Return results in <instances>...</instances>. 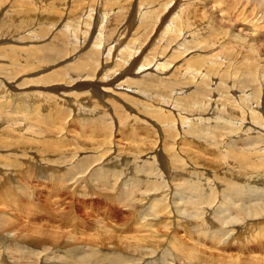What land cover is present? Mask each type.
<instances>
[{
    "label": "bare ground",
    "instance_id": "1",
    "mask_svg": "<svg viewBox=\"0 0 264 264\" xmlns=\"http://www.w3.org/2000/svg\"><path fill=\"white\" fill-rule=\"evenodd\" d=\"M143 1L144 0L141 1L133 0L131 4L129 3L128 5L127 2V4L125 3L124 5L123 0H22L20 6H18L21 8L23 7L21 12L22 21L19 25L23 29L27 27H28L27 29L29 30L31 29V32H24L25 36L28 39V41L26 42H34V41L37 42L48 36L49 32L46 29V27L42 28V26L40 25H42L41 23L43 21L50 23V25L52 26L50 27V33H51V35L49 36V38L51 37L50 43L46 42V44H43V47H46L49 51H53L51 53L52 56L50 55L49 59L51 60V57H54L53 62L59 60H63L62 62L64 61L68 62L74 60L75 58L78 59L84 57L85 58V61L83 60L84 62L83 61H80L78 63L76 62L78 64V68H81L82 71L89 72V70L91 69L88 68L89 66L87 64H90L94 76L93 78L96 79L92 81L88 80L86 82H81L83 81L82 79H84L82 77L85 76L84 74H81L78 76L75 75L74 79L70 81L71 83H68L69 85H64L63 82H62L63 84L54 83L53 85L52 82L57 81V83H60L59 81L63 80L62 78H60L61 76L59 75V73L53 72L51 76L45 78V81L49 83L47 85V87H49V90L48 89L43 90L42 93H47L44 91H48L46 96L40 95L39 92L37 91V92L27 93L29 96L16 97V96H12L13 94L10 93L11 91L9 92L6 86L4 85L5 83L7 84V82H9V85L12 84V83L10 84L9 80H3V77H6L8 74L7 75H3L2 73L0 74V127H1L0 128V189H4V192L2 194H5L12 199L11 196L12 192L10 193V189L12 188L13 190H15V187L13 186V181H18L17 179L18 178L20 179V177H23V175H25L24 176L25 178L31 176V173L34 169L33 165L38 160L40 162L45 161V163L43 162L44 164L41 165L39 164L40 163L39 162L38 164L37 163L35 164L36 166L35 165L34 166L36 168L38 167L37 169H40V171L46 172L45 174L43 173L44 175L42 174V172L41 175H39L40 173H38L39 176L45 177L46 179L49 180V182H50V176H52L56 182H60V183H63L66 180H68L69 185L72 187L71 189L72 192L76 190L77 186L80 185L83 186L87 184L88 180L93 178L94 176H96V179L102 181L105 175H107V177H111L113 176L112 175L113 173H117L119 171L128 170V169L144 172L148 167H152L154 165H159L167 168L175 167L177 165L178 158L183 154L184 148L174 150L172 147H170L169 153L158 154L157 151L160 152L162 151L161 146L157 144L158 142L155 145L156 151L151 152L155 154L151 156H149L148 154H143L145 150L151 148L140 143L138 140L133 141L132 144L123 148H119L115 145H111L108 147V145L105 142L100 141L98 139H96L94 143L95 146L90 145L89 144L90 141L89 143L87 141H86L87 143L85 142V144H88V146L85 144L83 145L81 141L77 142V144L75 145H73L74 143H69V146L73 148L72 154L70 153V149H66L68 145L64 141H61L60 144L55 147L52 146L53 144V141L51 140L52 138L61 137L62 139H64L65 135L67 134V132L64 131V129L54 130L50 126L48 121L50 119L49 118L50 116H53L56 119H61L60 105L55 106L53 102L56 101H53L52 99L60 101L61 106L64 108V110L65 108H67L65 104L68 105V102L72 100V97L69 99L67 96H65L66 94L61 90H63L67 86H72L77 88V90L76 89L73 90L74 93L77 92L78 89L80 88L81 90H83L84 87L89 88L91 86L93 87L92 89H88L87 91L84 92L82 91L79 93L77 92L76 95L82 93H83L82 95L90 94V96L88 95L89 101L99 102V98L103 97L102 90L106 89L104 84L109 83L112 85L114 82L118 81L115 79H119L124 75L126 76V78L123 77L125 78V81L121 82L118 85V87H120V89L126 88L122 90L125 91L122 94L125 95L127 99L124 100L123 96H122L123 98L117 96V93L116 95L115 93L110 94L109 89H106L107 92L110 94L108 95V97L110 98L109 100L111 101L115 100L116 102L117 101L119 102L118 99H121L122 101H120L119 103L123 102L125 104L124 108H128V110L130 109L134 110L136 115L135 113L125 115L122 112L117 111L118 112L116 113V118L118 122L117 124L123 122L125 124L131 125L136 130L139 128H141L140 131H142V129L143 130L146 129L147 132L158 130L159 127L169 128L173 130H180V133L177 136V138H179L178 140L185 137L184 129L188 128L192 132L198 133V135L200 136H207L209 138L207 142H197V141L192 142L193 146L198 145L204 148H208L205 147L208 145V143L209 145H212L211 139H215L216 141H218L219 147H213L215 150H212V152L215 153L216 155L226 156V165H227V167L218 170V173H220L222 176L229 179L230 181H232V177L234 179H239V177L237 176H241L244 182L246 183V186L244 185L242 187V190L246 192L247 197H252L251 196L252 193H255V195L253 196H257V195L264 196V188L260 190L258 189V187H256L257 186L256 183L264 182V174H263L264 172L262 173L263 175L262 174L260 175L262 176L261 178L260 176L257 175L255 167H253V163L256 164L255 161H257V163H259V166L261 168H264V64H262L263 70H261V72H263V74L259 76L258 84L252 87L247 85L248 84L247 77L242 76L239 79L237 75L238 70L232 67L231 65L232 62L229 63L230 61V59L228 58L229 55L224 54L223 55L224 57L218 58L220 63H211L214 62L213 61L214 56L218 57L219 54L220 55L223 54L224 48H227L229 52L230 50L227 44L222 45L223 44L222 41L214 40L213 43H211L210 39L206 38L207 36L204 38L203 36L205 33H208L207 30L210 31L214 30V32H216L217 30L216 27H218L219 25H221V27H225L226 25L231 24L230 23L231 20L228 19L231 18L230 16L231 11L230 14H227L228 13L227 8L224 7V9H220L219 11L224 12L225 9H227V12L226 11L225 12L228 18L226 16H221V17L216 16L214 13L216 11L214 7L215 4H212L210 0H196V1L165 0L164 2L160 3L159 8L157 7L152 10H149L150 6H153L156 3V1L159 0H145L146 2L142 3ZM236 1H234L235 5L234 3H232L230 7L232 8V6H234L237 10L239 8H237L238 3ZM241 1L248 3V5L250 4L249 3L250 0H241ZM255 1L257 2L259 1L262 4L264 3V0H255ZM174 2L175 4H173ZM221 2H222L221 4L225 5L226 7L227 4L229 3L228 0H221ZM238 2H240V0ZM116 5H120L119 11L115 10ZM200 6H204L203 9L200 8ZM13 7L14 6H11V8ZM41 8H43L45 12H43L42 11L43 9L41 10ZM57 10L58 11L61 10V12L59 11L60 15L57 13ZM40 12L42 15H40ZM194 13H196L194 15L195 18L202 17V15H205L208 21V24H206L208 25L206 29L203 28V30H201L200 33L197 31L195 34L191 33L190 30L191 27L189 26L190 25L189 23L194 20L193 18ZM136 14H137V18L139 17L138 25L137 28H135L136 30L133 29L132 31L134 32L130 34L131 32L129 26H131V24L135 22ZM240 14H236V15L240 17ZM113 15H115L116 17L114 18L111 17L110 19V16ZM6 16L7 15H5V17ZM10 17L11 16L6 18L8 22L10 20ZM70 18H73V21H70ZM33 20H36V22L39 24L38 25L36 23L33 24ZM117 20L118 21L120 20V24L118 27L116 26L114 27L113 25ZM83 25L86 26L87 29H84V27H80ZM59 26L60 29L58 30ZM155 26H157L156 29ZM157 28H160L159 32L152 35V33H154V31L157 30ZM144 29L146 30L144 31ZM55 30H57L58 32H56ZM226 30L228 29L226 28ZM140 32L141 34H139ZM61 33L62 36H60ZM219 33L220 32H218L217 34L219 35ZM138 34L140 35L139 37L137 36ZM156 34L157 36L155 37ZM247 34L241 37V34H237L234 31V33H230L229 35H227V38L231 40L235 39L239 43L240 40L242 39L244 40V43L250 44L251 42H253V37L252 36L250 37ZM127 35L128 36L132 35V37L129 36L130 38L126 40V37H128ZM150 35H152V38L155 37L151 43L149 42L151 41L152 38L150 40L148 39L150 38L149 37ZM70 37H74V41H73L74 46L69 45L70 42L72 41ZM141 38H143V40H141ZM155 40H158L157 42L162 44L158 43L155 44V46H153ZM146 41H148V43ZM165 41H166V46H165ZM145 42L147 44H145ZM216 44L217 46L221 47L219 51L216 50L218 48ZM36 45L38 46V43H36ZM39 46L42 45L39 44ZM162 46H164L165 48L160 55V50ZM241 48L239 52L241 51ZM31 49L33 48H30V50ZM84 49H87L86 52L83 51ZM80 52L82 53L80 55H77ZM2 54L4 53L0 52V55L3 58L4 55L2 56ZM189 54L192 55H190L186 59V61L181 62L179 66L176 67L174 66V62L176 61L173 60L175 58H178L179 56L187 57V55ZM24 56L28 57L29 55L24 54ZM223 58L225 60H223ZM13 59H15V57ZM161 60L164 61L161 62ZM19 61L21 60L19 59L17 62ZM27 61L28 60H26V62ZM223 61L226 62L227 67L221 71L220 68L223 65H226L225 63H223ZM186 62L194 65L188 67V65H186ZM31 65L32 64H28V66ZM218 65H219L218 70H214V68L218 67ZM11 66L13 65L11 64L9 68ZM242 66L245 65L243 64ZM206 67H207V71L205 72V74L201 75L197 73L198 71L203 73L201 69ZM73 68L74 66L71 69ZM9 70L7 72H9ZM213 70L215 73H217L216 75L215 74L213 75ZM172 71L173 73L170 74ZM249 71L254 72L251 68H249ZM131 72H135V74H139V75L131 77L129 76ZM164 74H170V75L166 77L167 75L164 76ZM95 75H97V77ZM139 76L141 78H139ZM67 77H71V76H67ZM197 78H199V81H197ZM242 78H246L247 80L246 79L243 80ZM76 80L78 81L75 82ZM224 81H230V82L233 81L234 85L232 86L228 85L227 87H222ZM239 82L243 85L244 88H240L238 84L236 85V83ZM162 84L165 86V88L166 86L170 87L171 92L168 93L166 92L167 90H169V88L168 89L166 88V91L158 92V89L160 87H163L160 86ZM143 85L144 86L147 85V86L143 87ZM213 85H216L215 88H213ZM178 87L179 88L182 87V89L177 90L176 88ZM225 89H226L225 92L227 94H225L224 92ZM50 90H55L57 92H49ZM153 90L154 91L157 90V91L152 92ZM247 93H249L250 96H246ZM69 95H73V94H69ZM133 95H137V96L135 97ZM53 96H55V98H51ZM214 101H216V105L211 103ZM158 103L161 105L162 111L157 107H155V105ZM8 105L13 106V108L15 109V111H13L12 113L13 115H10L11 113L10 114L7 113ZM245 106H250V110L244 111V108H246ZM165 110L170 111L171 117L166 118L165 112H163ZM79 111L81 110L80 109L77 110V113ZM139 111H143L144 113H147L146 115H144V117L149 114H152V117L155 119V120L153 118L150 119L151 121L152 119L154 120V123L152 121L153 129L150 126L151 125L150 122H149L150 124L144 122L146 121L145 119L147 117L145 119L143 118V116L142 119L139 118L141 117L140 114L141 112ZM17 112H21L22 114L25 115V117L23 116L21 117L17 115L18 114ZM45 112L47 113L45 114ZM201 112L208 114V116L205 117L201 115ZM65 119H61V120H65ZM136 119L139 121H137ZM245 119H251L249 120L250 123H252L251 121L257 123L256 125L259 126V128L252 129L249 126L248 121H246ZM7 120L8 123L6 122ZM111 120L112 118H110V121ZM244 121H246L247 123L244 124L248 126L246 127L244 126L243 124ZM101 124L103 129H107L108 126L106 122H101ZM155 124L158 127H155ZM101 132L102 131H100L99 134H101ZM248 133H250L249 136L245 137ZM161 137L163 138V135H161ZM254 142L256 143L252 144ZM226 143H228V146H225ZM108 148H110L112 151L110 152L109 155H106V152H108L107 150ZM258 148L261 149L259 151L258 150L255 151ZM83 149H85V151H80ZM119 151L120 152L127 151L124 152L127 156L122 158L117 156ZM242 155L245 157L243 163L241 160ZM55 157L59 158V161L57 163L55 162L58 159L57 160L55 159V162H52L53 158ZM26 160L27 161L30 160V161L28 162V164L24 165ZM214 168L217 167L213 166V169ZM35 172L33 171L32 174H34ZM137 178L143 180L142 177H137ZM117 180L119 181L114 182L113 186H111L112 195L110 194L111 195L109 197L110 201L115 204L118 203L124 207L127 205L129 207L132 206L135 207V209L129 210L131 214L129 216L130 219L139 225L144 224L143 226L136 228L130 227L129 229L123 231L125 233L127 232L126 234L129 233L132 236L127 240H123L121 242L122 244H119L121 246L119 245L111 246L112 244L110 245V247L113 248V251H115V247H116L120 249L119 251H125L124 254L129 255V253L131 252L140 253V255L137 256L139 258H131V257H123L122 255H118L116 250L114 252L115 256L113 257L118 258L119 260L120 259H124L125 261L139 260V264H148V263L151 264L149 262V259H154L160 253L165 254V251L169 250L168 247L171 245L172 247L174 246L173 252L170 254L168 253L169 254L168 256H171V259H173L174 261L176 260L179 261V264H222V261L226 259L224 258V256L223 259L221 256H218L217 254L214 255L212 253L210 254L205 251H202L197 245H193V247H187V248H184L183 245L178 246V242H177L178 240L176 236L179 233L177 235L176 233H173L172 237H170L169 229L172 228L175 231H177V229L179 228L181 229L184 228L186 230L194 232L197 235V237L201 238V240L196 242L200 243V245H205V240L211 238L209 240H211L212 243L213 241L212 239L219 237L220 235L231 229H239L240 225L246 224L247 226L252 227L254 225L256 226L258 223L261 224V222L264 221V208L262 207V204L250 203L245 205V207H238V205H240L241 202L240 204L239 202L237 203L236 205L237 208L235 206L234 207L229 206L227 208L229 209V211L237 209L236 211L237 215L235 216L234 214H232L234 215V217H236V219L229 220L231 213L229 212V214L227 213L225 214L221 212V210H226L227 207L226 205L220 204L222 205L220 206L218 203L217 204L218 209L215 208L216 206L214 207V204L212 206L210 205L212 204L215 197L216 198L221 197L218 196V193L216 194L213 190H210L209 193H207L208 191L201 192L199 196H195L196 194L195 195L190 194L192 197H196L195 199H191V202L201 205L199 209L201 210L202 213V220H201V225L198 228L197 221L189 224L179 222L180 221L179 219L181 217H188L189 215H191V213L194 212V209L191 211H189L188 208L192 209L193 207L181 209L179 207L180 205L177 204V201L173 200L172 193L167 192L169 188L166 190L162 189L164 186H170L169 182H167L166 185L160 187V189L156 187L157 183H152L151 189H141V193L143 195L136 196L134 193H132V191H128L124 193L126 189H129L131 187L133 182L130 181H133L134 178H128L127 174H125L123 175V177L118 178ZM20 184H21L20 186L21 188L24 187V189L26 188V190H30L27 189L28 185L26 184V182L24 183L20 182ZM128 185L129 187H127ZM205 185H206V181L202 180L203 190H205ZM51 188L52 190L55 191L53 187ZM222 188L225 189V186L222 185ZM24 191L23 194H25ZM30 191H29L30 194L26 193V197H28L29 202H31V205H33V202L31 201L32 198H30V196L33 195V192ZM189 191H191V188L187 191V195ZM123 195L125 197L122 200L121 198L123 197ZM147 195H153V196L158 195V197H156V200L153 203L147 204L148 203L146 201ZM251 200H252L251 198H248V201ZM180 204H184V200L183 202H180ZM248 205L251 207L249 208ZM220 208L222 209L220 210ZM218 210H220L221 213H217L219 212ZM233 212L235 213V211ZM141 213L144 214L142 218H141ZM215 213L221 217L219 219L217 218L215 219V221H217L222 226L221 229L213 227V224L210 221H208L209 219L212 218V214L214 215ZM216 214L215 216H217ZM13 220L16 221L15 218H11L9 214L5 213L0 215V223H3L4 225H14V224L16 225V223H14ZM101 221L102 220H98L99 223ZM161 221H165V225H159ZM149 222H156V223L152 224L153 226H149L146 224ZM157 225L158 227H156ZM211 226L212 229L210 228ZM247 226L245 227L247 228ZM5 227L7 228L8 226ZM5 227L0 224V237L1 236L9 237L7 234L8 232L5 231L6 230ZM99 227H102L104 232L111 231V233H113L114 230L113 227L115 226L113 227L110 226V228L107 229L106 226L104 228V224H101ZM242 227L243 226H241V229H243ZM37 228L38 227L36 225V227L34 228L36 230L33 231L40 232L39 229L37 231ZM95 230L93 231H95L96 233L98 229ZM15 235L16 233L12 232V237ZM228 235L229 234H227L224 237V239L228 237L229 239L232 240L238 234L235 237H234V233H230V236ZM100 236L103 235L100 234ZM173 236H175L176 238ZM185 239L187 238H184V240ZM0 240L5 241L2 238H0ZM85 240L89 241V239L88 240L85 239ZM114 240L116 239L114 238ZM188 240L181 242L188 243ZM189 241H191V239ZM192 242H194L193 239ZM70 243L71 242H69V244ZM19 244L20 243H18V245ZM228 244L223 245L222 248L228 247ZM18 245L14 244L13 246H7V248L3 252H8L12 255L13 254L16 255L17 252L20 253L23 247L22 244L20 246ZM102 245L103 243L100 244V246ZM90 246L89 248H83L82 252H86V254L88 255L89 252L90 254H92L93 248H91ZM142 247L143 249L140 250L139 248ZM161 248H163L164 250H161ZM27 249L29 251L28 247ZM78 249L79 248H75V249H71L70 251L75 252L78 251ZM144 249L145 251H143ZM94 250L97 251L96 249ZM3 252H0V256L4 254ZM21 253L23 254L22 251ZM101 253L104 254L105 251ZM176 254H179L181 258L180 256L178 258L175 257ZM220 254L222 255V253ZM95 257L96 256L93 255V258ZM235 257L239 258L238 256ZM104 258L109 260L111 259L110 257L107 256H105ZM237 258H235L237 264H241L242 259L240 260V258L239 259ZM231 259L234 260L233 258ZM100 260H102V258ZM232 260L230 261L231 263ZM152 261H153L152 264H158L154 260ZM4 262L5 261H3L2 264ZM227 264L230 263L227 262Z\"/></svg>",
    "mask_w": 264,
    "mask_h": 264
},
{
    "label": "rangeland",
    "instance_id": "2",
    "mask_svg": "<svg viewBox=\"0 0 264 264\" xmlns=\"http://www.w3.org/2000/svg\"><path fill=\"white\" fill-rule=\"evenodd\" d=\"M13 1L14 0H1L0 1V52L4 53V54H2V56L4 55L3 58L0 55V74L1 73L3 75L8 74L6 77H3V80H9L10 84L12 83L11 85H9V82H7V84L6 83L4 84L6 86V88L8 89V91L9 92L11 91L10 93L13 94L12 96H16V97L17 96H29L27 93L37 92V91L39 92L40 95L46 96L48 91H44L47 93H42L43 90H47V89L49 90V87H47V85L49 83L45 81V78L51 76V74L53 72L59 73V75L61 76V77L60 76L59 77L63 79V80L59 81L60 83H57V81L52 82L53 85H54V83L55 84H61L62 82L64 83V85H69L68 83H71L70 81H72L74 79L75 75L78 76L81 74L85 75L82 77L84 79H82L83 81H81V82H86L88 80L92 81V80L96 79V78H93L94 76H93L92 67L90 64H87L89 66L88 68L91 69V70H89V72L88 71H82L81 68H78L77 63L80 61H83V60L85 61L84 57L78 58V59L75 58L74 60H71L68 62H66V61L62 62L63 60L53 62L54 57H51V60L49 59V56L50 55L52 56L51 53L53 51H49L46 47H43V44H46V42L50 43V39H51V37L49 38V36L51 35L50 27H52L50 25V23L43 21L41 23L42 25H40V26H42V28L46 27V29L49 32L48 36H46L42 40H39L40 42L39 41H37V42H35V41L34 42H26V41H28V39L25 36L24 32H31V29L30 30L27 29L28 27L23 29L19 25L22 21V13L21 12H22L23 7L21 8L18 6H20V3L22 2V0H15L17 2L14 1V3H13ZM123 1H124V5H125V3L127 4V2L129 5V3L131 4V2L133 0H128V1L123 0ZM164 1L165 0L156 1V3L153 6H150L149 10L155 9L157 7L159 8L160 3L164 2ZM186 1H189V0H186ZM193 1H196V0H193ZM210 1L212 4H215L214 7H215L217 12L216 11L214 12V10H213V12L218 17H221V16L227 17V15H226L227 9H228L227 14H230V11H231V14H230L231 18L227 17L229 20H231L230 21L231 24L226 25L225 27H221V25H219L218 27H216V29H217L216 32H214V30H211V31L207 30L208 33H205L203 36V38L207 36L206 38H209L211 43H213L214 40L222 41L223 42L222 45L227 44V46L230 50V52H229L227 48H224L223 54H221V55L219 54L218 57L214 56L213 57L214 62H211V63H220L218 58L224 57L223 56L224 54L229 55V57H228L230 59L229 63L232 62L231 63L232 67H234L235 69L238 70L237 75H238L239 79H240V77L245 76L248 79V84H247L248 86H252V87L256 86L259 82V76L261 74H263V72H261V70H263L262 64H264V3L262 4L259 1L257 2L255 0H250L249 1L250 4L248 5V3H245L244 1L240 0V2H238L239 0H237V1L234 0L238 3L237 8L240 9V10L237 9L238 10L237 11L234 6H232V8L230 7V5H232V3H234V5H235V2L233 0H228L229 3L227 4V7L225 5L221 4L222 3L221 0H210ZM145 2L146 1L144 0L142 3H145ZM239 3H240L241 7L239 6ZM173 4H175V2ZM146 5H147V3H146ZM195 5H197V4H195ZM11 6H14L13 7L14 9L11 8ZM119 7H120V5H116L115 10L119 11L120 10ZM203 7L204 6H200V8H202V9H203ZM224 7L227 8V9H225L226 12L225 11L220 12L219 10L224 9ZM253 8H255V9H253ZM42 9L43 8H41V10ZM61 10H62V8H61ZM61 10H59V11L61 12ZM42 11L45 12L44 9ZM59 11L57 10V13L60 15ZM195 14L196 13L193 14L194 20L189 23L190 24L189 26L191 27L190 28L191 33H193V34H195L197 31L200 33L201 30H203V28L206 29V27L208 26V25H206V24H208V21H207V18L205 17V15H202V17H196L195 18L194 17ZM236 14H240V17H238ZM5 15H7V16L5 17ZM40 15H42L41 12H40ZM138 15H140V14H138ZM9 16H11V17H10V20L8 22L6 20V18ZM2 17H3V19H2ZM111 17L114 18L116 16L115 15L110 16V19H111ZM1 19H2V21H1ZM135 19H136L135 22H133L134 25L131 24V26H129L130 32H131L130 34H132V32H134V31H132L133 29L136 30L135 28H137L138 19H139V17L137 18V14H136ZM120 20L119 21L117 20L118 22L116 21L113 26L118 27L120 24ZM70 21H73V18H70ZM35 23L37 25L39 24L36 22V20H33V24H35ZM200 25H202V26H200ZM80 27H84V29H87V27L84 25L80 26ZM156 27L157 26H155V29H156ZM226 28L229 31L226 30ZM59 29H60V26L58 27V30ZM145 30L146 29H144V31ZM159 30H160V28H157V30H155L154 33H152V35H154L155 33H158ZM55 31L58 32L57 30H55ZM222 31H223V33H222ZM234 31L237 34H241V37L245 36L248 33L247 34L248 36L253 37V42H251L250 44L244 43V40L241 39L240 43H239L235 39H232V40L228 39L227 35H229L230 33H234ZM127 32H129V31H127ZM218 32H220L219 35L217 34ZM139 34H141V32ZM139 34L137 35L138 37L140 36ZM224 34H226V35H224ZM12 35L15 37H13ZM152 35L149 36L150 37V38H148L149 40L152 38ZM60 36H62V33L60 34ZM129 36L132 37V35H129ZM129 36L126 37V40L128 38H130ZM156 36H157V34L155 35V37ZM124 37H125V35H124ZM155 37H153L149 43H151ZM70 38L72 39V41L70 42L69 45L74 46V42H73L74 37H70ZM141 40H143V38H141ZM148 41H146V42L148 43ZM157 41L158 40L154 41L153 46H155V44L159 43ZM146 42H145V44H147ZM234 42H236V43H234ZM36 43H38V46L36 45ZM39 44L42 46H39ZM159 44H162V43H159ZM219 44H220V42H219ZM10 45H12V46H10ZM165 46H166V41H165ZM216 46H217V44H216ZM42 47H43V49H42ZM217 47L218 48L216 50L219 51L221 49V47L220 46H217ZM235 47H236V49H235ZM1 48H3V49H1ZM30 48H33V49L30 50ZM164 48H165L164 46L161 47L160 55L163 52ZM240 48H241V51L239 52ZM5 49H7V50H5ZM43 50H44V52H43ZM86 50L87 49H84L83 51L86 52ZM81 53L82 52H80L77 55H80ZM24 54H27L29 56L26 57V56H24ZM190 55H192V54L187 55V57L186 56H179L178 58H175L173 60V61H176V62H174V66L175 67L179 66L180 63L183 61H186V59ZM34 56L36 59L34 58ZM14 57H15V59H13ZM215 57H217V58H215ZM31 58H32V60H31ZM166 58H168V57H166ZM19 59L21 61L17 62ZM26 60H28V61L26 62ZM223 60H225V59L223 58ZM163 61L164 60H161V62H163ZM10 62H12V63H10ZM159 62H160V60H159ZM223 63L226 64L225 61H223ZM223 63H222V65H223ZM11 64L13 66H11L9 68V66ZM28 64H32L31 65L32 67L28 66ZM243 64L245 66H242ZM186 65H188V67H190L194 64H189L188 62H186ZM73 66H74V68L71 69ZM13 67H14V69H13ZM57 67H59V68H57ZM226 67H227V64L223 65L220 68V70L222 71ZM55 68H56V70H55ZM216 68H214V70H218L219 65ZM249 68H251L254 72H250ZM7 69L8 70L10 69L9 72H7L8 71ZM57 69H60V70H57ZM201 70L203 71V73L200 71H198L197 73L203 75L207 71V67L203 68ZM214 70H213V75L214 74L216 75L217 73H215ZM3 72H5V73H3ZM172 73H173V71L170 74H172ZM250 73H252V74H250ZM170 74H164V76L167 75L166 77H168ZM138 75L139 74H135V72H131L129 74V76H131V77L132 76H138ZM67 76H71V77H67ZM95 76L97 77V75H95ZM123 77L126 78V76L123 75L119 79H115L118 81L114 82L112 85L109 83H105L104 86L106 87V89H109L110 94L115 93V95H116V93H117V96H120L121 98L124 97L123 99L126 100L127 98L125 97V95L122 94L123 92H125L122 90H124L126 88L120 89V87H118V85L121 82L125 81V78H123ZM139 78H141V77L139 76ZM120 79H121V81H120ZM242 79L245 80L246 78H242ZM77 81L78 80H76L75 82H77ZM197 81H199V78H197ZM233 81H234V79H233ZM233 81H231V82L230 81H224V84L222 87H227L228 85H230V86L234 85ZM24 83H26V84H24ZM40 83H42V84H40ZM72 84H70V85H72ZM237 84L240 88H244L240 82L236 83V85ZM145 86H147V85H145ZM145 86L143 85V87H145ZM160 86H163V87H160L158 89V92L166 91V88L167 89L169 88V90L166 91L167 93L171 92L170 87L166 86V88H165V86L163 84ZM215 86L216 85H213V88H215ZM65 88H67V89H65ZM65 88L61 91H63L66 94L65 96H67L69 99L72 97V100H70V102H68V105L65 104V106H67V108H69L70 110L67 108H65V110H64V108L61 106L60 101L54 100V99H52V100L56 101V102H53V104L55 106L60 105V109H61V117L60 118L61 119H65L66 117L67 118L65 120H61V119H56L53 116H50L49 117L50 119L48 121H49L50 126L54 130L64 129V131H66L67 134L65 135L64 139H62L61 137L52 138L51 139L53 141L52 146L55 147V146L59 145L61 141H64L68 145L66 149H70V153L72 154L73 148L71 146H69V143H74L73 145H75V144H77V142L81 141L84 145L86 141L88 143L90 141L89 144L92 146H95L94 143H95L96 139H98L100 141L105 142L108 145V147L111 145H115L119 148H123V147H126V146L132 144L133 141L138 140L140 143L151 148V149H147L143 152V154H148L149 156L155 154V153H151V152L156 151L155 145L157 142H158L157 144H159V146H161V148H162L161 152L157 151L158 154L169 153L170 147H172L174 150L184 148L183 154L178 158L177 165L175 167L167 168V167H162L159 165H154L152 167H148L144 172L128 169V170L119 171L117 173H113L112 174L113 176H111V177H107V175H105V177L102 181L96 179V176H94L93 178L88 180L87 184H85L83 186L82 185L77 186L76 190H74V192L71 191L72 187L69 185L68 180H66L67 182L66 181L63 182L64 183L63 184L60 182H56L52 176H50V182L45 177L39 176V175H41L42 171H40V169H37L38 167L37 168L35 167L36 166L35 164L36 163L38 164L40 162L38 160L36 163H34L35 166L33 165V168H34L33 171L34 172L36 170H38V171H36L34 174H32L33 173V171H32L31 176H29L27 178H25L24 177L25 175H23V177H20V179L19 178L17 179L18 181H13V186L15 187L16 191L13 190L12 188H11L12 190L10 189V193L11 192L14 193V191H15L14 194L11 193L12 199L9 198L7 195L2 194L4 192V189H0V215L6 213V214H9L11 218H15V220H16V221L13 220L14 223H16V225L15 224L14 225H4L3 223H0L4 227L8 226L7 228L5 227V229H6L5 231L8 232L7 234L9 236V237H5V236L0 237V238L5 240V241L0 240V242H1L0 243L1 244L0 245V250H1L0 252H3L7 248V246H13L14 244L18 245V243H20L18 246H20L21 244L23 246V247L21 246L22 247L21 251L23 252V254L20 251V253L22 255L18 252L16 255L15 254L12 255L8 252H3L6 255L3 254L4 256L3 255H1L2 257L0 256L1 264L3 261H5L3 264H6V263L7 264L8 263L9 264H34V263L35 264H113V263L114 264H120V263L121 264H132V263L133 264H139V260L138 261H136V260L125 261L124 259L119 260L118 258H114L113 256H115L114 252L116 250H117L118 255H122L123 257L139 258L137 256H139L140 253L131 252L128 255V254H124L125 251H119L120 249H118L116 247H115V251H113V248L110 247L111 244H112L111 246H114V245L118 246L119 244H122L121 242L123 240H127L128 238H130L132 236L129 233L126 234L127 232L125 233L123 231L129 229L130 227L136 228V227H140V226L144 225V224L139 225L130 219L129 216L131 214H130L129 210L135 209V207H133V206L129 207L127 205V206H125L126 207L125 208L124 206H121L118 203L117 204L112 203L109 199V197L112 195L111 194L112 193L111 186H113L114 182L119 181V180H117L118 178L123 177V175H125V174H127L128 178H134V180L130 181V182H133V184L131 185V187L129 189H126L124 191V193H126L128 191H132V193H134L136 196H142L143 195L141 193V189H151L152 183H157L156 187L158 189H160V187H162L163 185H166V183L169 182L170 186H164L162 189L166 190L169 188V190L167 192L172 193L173 200L177 201V204L180 205L179 207L181 209H186L188 207H193L192 209L188 208L189 211L194 209V212H192L191 215H189L188 217H181L179 219L180 220L179 222L189 224V223H194L197 221L198 222V228L200 227L201 220H202V213H201V210L199 209V207L201 205H198L196 203H192L191 199H195L196 197H192L190 194H193V195L196 194L195 196H199V194L201 192H203V191L207 192L208 191L207 193H209L210 190H213L216 194L218 193V196H221V197L220 198L215 197L212 204H210V205L212 206L214 204V207L216 206L215 207L216 209H218L217 208L218 203H219V205L220 204L226 205L227 206L226 210H221L222 208H220V210L222 213H225V214L226 213L229 214V212L231 213L230 219L228 217L229 220H235L236 219V217H234V215L235 216L237 215V213H236L237 209L229 211V209H227V208L229 206H231V207L235 206L236 207L238 202H239V204L241 202V204L238 205V207H245V205H247V204L257 203V204H262V207L264 208V196H259V195L253 196V195H255V193H252V195H251L252 197H247L246 192L242 190V187L244 185L246 186V183L244 182V180L241 176H237V177H239V179H234L232 177V181H230L229 179L225 178L220 173H218V170H221V169L227 167V165H226V156L216 155L215 153L212 152V150H215L213 147H219L218 141H216L215 139H211L212 145H209V143H208V145L205 146L208 148H204V147L198 146V145L193 146L192 142L193 141L207 142L209 140V138L207 136H200V135H198V133L192 132L188 128L184 129L185 137L180 139V140H178L179 138H177V136L180 133V130H173V129H169V128L159 127L158 130H153V131H149V132H147L146 129H144V130L142 129V131H140L141 128L137 129L138 130L137 131L135 128H133L129 124H125L123 122H120L119 124H117L118 123L117 118H116V113H118L117 111L122 112L125 115L133 114L135 112H134V110H131L130 108H129L130 110H128V108H124L125 104L123 102L119 103L120 101H122L121 99H118L119 102L118 101L116 102L115 100H113V101L109 100L110 98L108 97V95H110V94L107 92L106 89L102 90L103 97H100L99 102H98V101H89L88 95L90 96V94L82 95L83 94L82 93V94L76 95L77 92L79 93L81 91L84 92V91H87L88 89H92L93 87H91V86L89 88L84 87L83 90H81V88H80V89H78L77 92H74V93H73V90H75V89L77 90V88L72 87V86H67ZM150 88H152V87H150ZM176 89L181 90L182 87L181 88L178 87ZM248 89H250V88H248ZM155 91H157V90H155ZM155 91L153 90L152 92H155ZM225 91H226V89L224 90V92ZM49 92H57V91L50 90ZM69 94H73V95H69ZM225 94H227V93L225 92ZM247 94H246V96H250L249 93H247ZM31 95H34V94H31ZM126 96H127V94H126ZM133 96L136 97L137 95H133ZM129 97H131V96H129ZM51 98H55V96H53ZM106 101L109 103H107ZM115 103L117 104V106ZM211 103L216 105V101L211 102ZM254 103H257V102H254ZM226 106H228V105H226ZM155 107H157L158 109L161 110V105L159 103L156 104ZM245 107L246 108H244V111L250 110V106H245ZM11 108H12V110H11ZM119 108H120V110H119ZM79 109L81 111H79L77 113V110H79ZM233 109H234V107H233ZM67 110H69V111H67ZM13 111H15L13 106L8 105L7 106V113H9V114L11 113L10 115H13L12 114ZM139 112H141L140 113L141 117H139V118L142 119V116H143V118L145 119L147 117L145 119L146 121H144V122L145 123L150 122L151 123L150 126L153 129L152 121L154 123L155 119L152 117V114L148 113L149 115L144 117V115H146L147 113H144L143 111H139ZM163 112H165L166 118L171 117L170 111L165 110ZM17 113H18L17 115H19L21 117L22 116L25 117V115L22 114L21 112H17ZM46 113L47 112H45V114ZM142 113H144V114H142ZM135 115H136V113H135ZM201 115H203L205 117L208 116V114H206L204 112H201ZM19 116H17V117H19ZM110 118H112V120H111L112 122L110 121ZM151 118H153L154 120L152 119V121H151L150 120ZM158 118H161V117H158ZM162 119H165V118H162ZM8 120L6 121L7 123H8ZM245 120L248 121L249 126L252 129L259 128V126L256 125L257 123H255L253 121H251L252 123H250L249 120H251V119H245ZM137 121H139V120H137ZM246 121H244L243 124L246 123ZM101 122H106V124L108 126L107 129L102 128ZM246 124H244L245 127L248 126ZM45 127H46V125H45ZM155 127H158V126L155 124ZM17 128H19V127H17ZM198 128H199V126H198ZM100 131H102L101 134H99ZM249 134L250 133H248L245 137L249 136ZM161 135H163V138L161 137ZM44 137H46V136H44ZM255 143L256 142H254L252 144H255ZM233 144H235V143H233ZM85 145L88 146V144H85ZM225 146H228V143H226ZM260 149L261 148H258L255 151H257V150L259 151ZM107 150H108V152H106V155H109L112 150L110 148H108ZM80 151H85V149L80 150ZM124 152H127V151H124ZM124 152L119 151L117 156H119L121 158L127 156ZM58 154H60V153H58ZM244 158L245 157L242 155L241 156L242 163H243ZM55 159L56 160L58 159V160L55 162ZM29 161L30 160H28V161L26 160L24 165L28 164ZM58 161H59V158H56V157L53 158V160H52V162H55V163H57ZM43 162L45 163V161H43ZM43 162H40L39 164L42 165V164H44ZM255 163L257 165L253 163V167H255L257 175L260 176L264 172V168H261L259 166V163H257V161H255ZM213 166H216L217 168L213 169ZM38 173H40V174L38 175ZM43 173L45 174L46 172H42V174ZM137 177H142L143 180H140ZM260 177L262 178V176H260ZM202 180L206 181L205 190H203V187H202ZM23 181L26 182V184L28 185L29 188L27 187V189H30L31 191L26 190V188L24 189V187H22L23 189L20 187L21 186L20 182L24 183ZM222 185L225 186V189L222 188ZM256 185H257L256 187H258V189H260V190H262V188H264V182L256 183ZM69 186H70V189H69ZM51 187H53L56 192L54 190H52ZM127 187H129V185ZM190 188H191L192 192L189 191L188 195H187V191ZM33 189H34V191H33ZM24 190H26V191H24ZM23 191L25 194H23ZM29 191L33 192V195L35 193L34 196L33 195L30 196V198H32L31 201L33 202V205H31V202H29L28 197H26V193L30 194ZM36 191H37V193H36ZM13 196H15V197H13ZM187 196H190V197H187ZM124 197L125 196L123 195V197L121 199L123 200ZM156 197H158V195H156V196L147 195L146 196V201L148 202L147 204L153 203L156 200ZM248 198H251L252 200L248 201ZM183 200H184V204H180V202H183ZM242 203H244V204H242ZM222 205H220V206H222ZM250 207L251 206H249V208ZM220 210H218L219 212H217V213H221ZM225 211H227V212H225ZM233 211H235V213ZM215 214L214 215L212 214V218L209 219L208 221H210L213 224V227L221 229L222 226L217 221H215L216 218L219 219L221 217L216 214L218 216L217 217V216H215ZM232 214H234V215H232ZM143 216H144V214L141 213V218ZM98 220H102V221L99 223ZM155 223L156 222H149L146 224L149 226H153L152 224H155ZM99 224L100 225L104 224V228L106 226L107 229L110 228V226H112V227L115 226V227H113L114 228L113 233H111V231L104 232L103 228H102L103 226L99 227L100 226ZM261 224L258 223L256 226L254 225L252 227L247 226L246 224L240 225L239 229H231V230L223 233L219 237L212 239L213 240L212 243H211V240H209L211 238L205 240V245H200V243H197L196 241L201 240V238L197 237V235L194 232H191V231L186 230L184 228L183 229L179 228L180 230L177 229V231L170 228L169 229V235H170V237H172L173 233H176V235L179 233L176 236L177 240H178L177 241L178 246L183 245L184 248H187V247H193V245H197V246H199L200 250H202V251H205V252L210 253V254L212 253L214 255L217 254L218 256H221L222 258L224 256V258H226V259L224 261H222V264H227V262L230 264H232V263L234 264L236 262L235 258H237L235 256H238L240 258V260L242 259L241 264H258V263L264 264V221H262ZM34 225H35V227L37 225V227H38L37 231H38V229L40 230V232L38 231L39 234H38V232H34L36 230V229H34L35 228ZM159 225H165V221H161ZM241 226H243L242 227L243 229H241ZM245 226H247V228ZM10 227H12V228H10ZM156 227H158V225ZM249 227H250V229H249ZM210 228L212 229V226ZM95 229H98L96 233H95V231H96ZM93 230H95V231H93ZM104 230H106V229H104ZM12 232L16 233V235L13 237H12ZM80 233H81V235H80ZM230 233H234V237L238 234L234 239H232L233 241L231 239H229L228 237H226L224 239V237L227 234H229L228 236H230ZM9 234H11V235H9ZM100 234L103 236H100ZM94 235H96V236H94ZM61 236H63L64 238ZM67 236H69V237H67ZM104 236L106 239L104 238ZM70 237H71V239H70ZM83 237H84V239H83ZM123 237H125V238H123ZM173 237H175V236H173ZM114 238L116 240H114ZM184 238H187V239L184 240ZM188 238H189V240L191 239V241H189ZM85 239H87V240L89 239V241H86ZM192 239L194 242H192ZM186 240H188V243L181 242V241H186ZM69 242H71L70 243L71 245L69 244ZM189 242H192V243H189ZM213 242H215V243H213ZM228 242H229V244H228ZM88 243L90 245L91 244L92 245L90 246ZM101 243H103L102 246H100ZM113 243H115V244H113ZM226 244H228V247L222 248L223 245H226ZM127 245H128V243H127ZM89 246L91 248H93L92 254H90V252H89V255H88V254H86V252H82L83 248H89ZM119 246H121V245H119ZM24 247L26 250L24 249ZM27 247L29 248V251H28ZM173 247L170 245L168 247L169 250H166L169 252L165 251V254L160 253L154 259H149V262L152 264V262H153L152 260H154L158 264H161V263L162 264H179V261H177V260L174 261L173 259H171V256H168L170 253L173 252ZM218 247H219V249H218ZM75 248H79L80 250L78 249V251H75V252L70 251L71 249H75ZM94 249H96L97 251H95ZM139 249L141 250V249H143V247L139 248ZM161 250H164V249L161 248ZM218 250H219V252H218ZM104 251H105L104 254L101 253ZM143 251H145V249ZM24 252H26V253H24ZM220 253H222V255ZM93 255L96 257L93 258ZM8 256H9V259H8ZM105 256L110 257L111 259L113 258V259L112 260L111 259L110 260L105 259L104 258ZM166 256H168V257H166ZM179 256H180L179 254H176L175 257L178 258ZM14 257H15V259H14ZM230 257L233 258L235 261L232 260ZM101 258H102V260H100ZM180 258H181V256H180ZM239 258H237V259H239ZM157 259H159V260H157ZM231 260H232V263L230 262ZM111 262H113V263H111ZM235 264H237V262Z\"/></svg>",
    "mask_w": 264,
    "mask_h": 264
}]
</instances>
